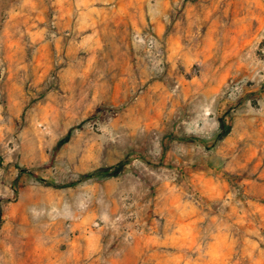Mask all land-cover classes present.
Segmentation results:
<instances>
[{
  "label": "rangeland",
  "instance_id": "1",
  "mask_svg": "<svg viewBox=\"0 0 264 264\" xmlns=\"http://www.w3.org/2000/svg\"><path fill=\"white\" fill-rule=\"evenodd\" d=\"M0 264H264V0H0Z\"/></svg>",
  "mask_w": 264,
  "mask_h": 264
},
{
  "label": "trees",
  "instance_id": "2",
  "mask_svg": "<svg viewBox=\"0 0 264 264\" xmlns=\"http://www.w3.org/2000/svg\"><path fill=\"white\" fill-rule=\"evenodd\" d=\"M187 138H194V136H188ZM129 161L130 160L128 158H125V159H122L119 162L115 163L112 166L104 167V168L98 169V170L93 171V172L79 174L76 180H72L70 182H67L66 184H55V183L54 184L50 183V184L53 185L54 187L73 186L80 181L92 179V178H95V177H98L101 175H103V176L104 175L105 176L106 175H118L124 170V167L127 165V163H129ZM24 171L31 172L30 170H27L26 168H20V172H24ZM37 178L40 181L45 182V180L43 178L38 177V176H37Z\"/></svg>",
  "mask_w": 264,
  "mask_h": 264
}]
</instances>
